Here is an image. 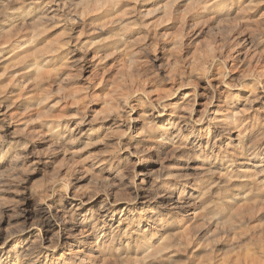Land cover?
Here are the masks:
<instances>
[{
    "label": "clouds",
    "instance_id": "1",
    "mask_svg": "<svg viewBox=\"0 0 264 264\" xmlns=\"http://www.w3.org/2000/svg\"><path fill=\"white\" fill-rule=\"evenodd\" d=\"M0 264H264V0H0Z\"/></svg>",
    "mask_w": 264,
    "mask_h": 264
}]
</instances>
